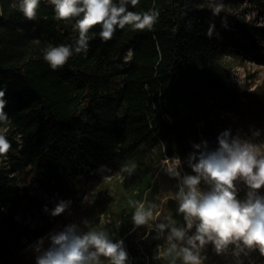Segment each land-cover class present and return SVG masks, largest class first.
<instances>
[{"label": "trees", "instance_id": "16d2710c", "mask_svg": "<svg viewBox=\"0 0 264 264\" xmlns=\"http://www.w3.org/2000/svg\"><path fill=\"white\" fill-rule=\"evenodd\" d=\"M216 1L139 0L135 7L126 3L127 11L159 13L151 30L126 25L115 28L105 42L97 25L88 33L86 51L77 53L78 17L57 20L54 7L40 0L36 18L29 21L18 9L19 0H0V91L7 118L0 121V130H10L17 138V153L8 159L11 166L0 165V264L17 261L24 233L15 212L28 198V188L10 176L20 165L56 189L65 181L96 174L114 158L125 161L141 146L160 142L163 156L195 148L190 139L205 129L207 101L225 92L220 57L257 48L264 40L243 18L219 15L209 7ZM113 3L119 6L120 0ZM62 45L72 55L52 70L45 52ZM126 49L130 57L119 59L122 88L114 98L102 90L104 67L112 55ZM154 192L153 174L144 176L122 209L129 223L141 204L153 200ZM166 207L169 224L183 231L179 208L170 199ZM106 238L121 243L124 264H191L184 259V249L193 255L187 243L162 253L163 241L153 229L137 239L127 230Z\"/></svg>", "mask_w": 264, "mask_h": 264}, {"label": "rangeland", "instance_id": "374dc122", "mask_svg": "<svg viewBox=\"0 0 264 264\" xmlns=\"http://www.w3.org/2000/svg\"><path fill=\"white\" fill-rule=\"evenodd\" d=\"M260 5L251 0H217L209 7L216 9L219 15L243 18L248 24L259 29L264 36V0ZM130 57L129 49L115 53L105 64L107 73L102 84L104 93L117 98L121 85L122 63ZM220 77L225 84V92L217 98L207 101L203 122L204 131L191 137L194 149L178 155L163 156L164 145L160 142L150 146H141L125 161L114 158L107 166L92 176L74 178L53 189L41 179L34 177L28 167L20 165L11 175H16L19 183L28 188V198L22 199L15 212L16 221L23 227L20 249L14 264H39L49 254H55L61 245L55 241L61 236L68 241L83 238L91 232H101L106 237L127 230L133 238H140L147 229H153L163 241V249L187 243L193 252L191 264H264V246L256 242L246 243L243 236L229 237L218 242L215 234L212 238L204 236V243L194 240L197 233L195 220L191 222L193 230L184 236L189 221L182 213L184 230L169 224V212L166 202L170 199L175 208H179L181 189L187 193L185 181L199 178L196 185L201 194L213 190L214 184L195 171L202 159L222 152L221 143L230 148H247L255 154L257 160L264 159V40L257 48L225 52L219 59ZM10 143V150L0 158V165L8 169V159L17 153L10 130L1 129ZM172 157L180 159V165H174ZM255 172V169H253ZM154 176V198L144 204V211H151L144 225L129 223L122 209L127 206V198L137 193L144 176ZM235 201L243 206L256 204L264 208V184L253 188L244 177L237 176L231 190ZM63 205V211L53 215L55 209ZM163 225L161 228L160 226ZM176 229L183 233L177 237ZM95 252L94 248L88 249ZM87 255V254H86ZM86 264H111V258L98 256L88 259Z\"/></svg>", "mask_w": 264, "mask_h": 264}, {"label": "clouds", "instance_id": "9594fccd", "mask_svg": "<svg viewBox=\"0 0 264 264\" xmlns=\"http://www.w3.org/2000/svg\"><path fill=\"white\" fill-rule=\"evenodd\" d=\"M54 7L57 20L75 21V28L79 33L75 51H86L89 31L99 25L102 31L99 33L103 41L110 40L115 28L123 29L126 25L133 30H151L159 15L158 12L137 13L127 11L124 5L129 3L135 7L139 0H120L119 6L113 0H47ZM40 0H19L18 9L26 20H34ZM0 10V15H2ZM115 26V27H114ZM72 55L68 46L49 47L44 55L52 70L62 67ZM4 91H0V121H6L3 113L6 101L3 99ZM11 148L10 143L3 135H0V155L6 154ZM222 152L202 159L195 171L202 174L207 180L213 182V190L207 194H201L196 185L199 178H188L185 184L187 193L181 189L179 198V212L185 214L189 221V227L193 220L198 221L197 235L194 240L204 243V236L212 238L215 234L218 242L229 237L245 238L246 243L256 242L264 246V208L257 202L250 205H239L231 191L233 181L237 176L244 177L253 188H260L264 184V159L257 160L255 154L247 148L233 147L221 143ZM255 169V172L253 171ZM63 211V205L57 207L53 215ZM152 215L151 211H144L141 204L132 216L136 225H144ZM161 228L163 225L160 226ZM174 235L181 237L182 232L173 229ZM61 248L55 254L41 260L39 264H86L88 259L98 256L111 258V264H124L126 253L121 249V243L110 242L103 233L91 232L83 238L68 241L61 235L56 241ZM95 252L89 253V248ZM87 254V255H86ZM184 259L194 261L187 249H184Z\"/></svg>", "mask_w": 264, "mask_h": 264}, {"label": "built area", "instance_id": "2783aa9c", "mask_svg": "<svg viewBox=\"0 0 264 264\" xmlns=\"http://www.w3.org/2000/svg\"><path fill=\"white\" fill-rule=\"evenodd\" d=\"M171 161L174 165H180V159L178 157H172Z\"/></svg>", "mask_w": 264, "mask_h": 264}]
</instances>
